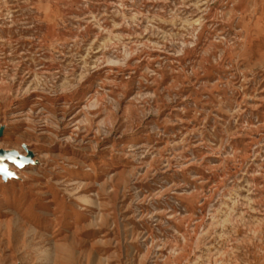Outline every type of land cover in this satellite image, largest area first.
Wrapping results in <instances>:
<instances>
[{
    "label": "rangeland",
    "instance_id": "1",
    "mask_svg": "<svg viewBox=\"0 0 264 264\" xmlns=\"http://www.w3.org/2000/svg\"><path fill=\"white\" fill-rule=\"evenodd\" d=\"M0 151V264H264V0H0Z\"/></svg>",
    "mask_w": 264,
    "mask_h": 264
},
{
    "label": "bare ground",
    "instance_id": "2",
    "mask_svg": "<svg viewBox=\"0 0 264 264\" xmlns=\"http://www.w3.org/2000/svg\"><path fill=\"white\" fill-rule=\"evenodd\" d=\"M3 152V153H7L10 155V157L12 158V160H14L15 162H19L18 165H22L21 167H23V161H24V157L23 156H19V155H13L11 152H7V151H0V153ZM0 164H2L5 168H7V164L8 165H11L12 163L10 161H8L6 158H3L0 160ZM21 167H17V168H21ZM8 170V168H7ZM11 171V170H8V172ZM4 174V173H2ZM1 174V175H2ZM8 233V231L6 232Z\"/></svg>",
    "mask_w": 264,
    "mask_h": 264
},
{
    "label": "water",
    "instance_id": "3",
    "mask_svg": "<svg viewBox=\"0 0 264 264\" xmlns=\"http://www.w3.org/2000/svg\"><path fill=\"white\" fill-rule=\"evenodd\" d=\"M3 158H6L8 161H10L14 165H18L19 164L18 161L13 163L14 160H12V158L10 157L9 154L1 152L0 153V160L3 159ZM0 174H2V172H0ZM2 175L5 176V174H2Z\"/></svg>",
    "mask_w": 264,
    "mask_h": 264
},
{
    "label": "snow or ice",
    "instance_id": "4",
    "mask_svg": "<svg viewBox=\"0 0 264 264\" xmlns=\"http://www.w3.org/2000/svg\"><path fill=\"white\" fill-rule=\"evenodd\" d=\"M15 163V161H13ZM22 165H17V167H21ZM0 172L4 173L6 176H10L11 173L8 172L7 168H5L2 164H0Z\"/></svg>",
    "mask_w": 264,
    "mask_h": 264
}]
</instances>
